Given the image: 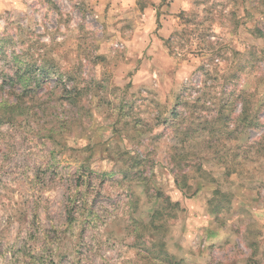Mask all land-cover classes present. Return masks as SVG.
Wrapping results in <instances>:
<instances>
[{"label": "rangeland", "instance_id": "rangeland-1", "mask_svg": "<svg viewBox=\"0 0 264 264\" xmlns=\"http://www.w3.org/2000/svg\"><path fill=\"white\" fill-rule=\"evenodd\" d=\"M45 47L53 56L38 66L33 53ZM57 52L66 63L78 59L75 70L92 77L96 93L109 78L126 81L116 85L131 93L122 97L121 109L131 112L138 104L142 109L134 128L148 118L149 108L169 101L170 114L221 142L206 144L192 130L185 143L193 150L174 156L172 167L141 162L132 174H117L103 159L100 171L85 170L83 164L73 171L72 156L54 149L48 152L53 162L26 178V156L53 143L56 124L61 130L67 126L63 95L46 91L57 86L45 76ZM42 67L46 74L37 84L30 81L35 91L22 97L30 115L0 107V155L8 164H0V225L9 233L15 225L20 236L27 223L46 241L54 237L57 246L62 237L75 235L71 251L62 249L56 264H264V0H0L4 107L20 89L9 77L27 71L33 78ZM89 91L78 96L82 116L93 115L90 104L104 106ZM226 91L232 99L224 123L217 110ZM37 96L40 112L32 111ZM244 104L257 111L258 126L242 125ZM41 119L47 131L34 138L23 133ZM71 145L69 140L74 152ZM160 147L164 150L165 144ZM5 148L16 153L15 163H8L12 157ZM57 155L69 162H55ZM85 171L91 219L76 212ZM174 175L188 187L180 188ZM156 187L179 207L160 205L155 227ZM28 238L36 236L29 232ZM164 251L173 259L163 258ZM34 260L15 242L0 246V264Z\"/></svg>", "mask_w": 264, "mask_h": 264}, {"label": "clouds", "instance_id": "clouds-1", "mask_svg": "<svg viewBox=\"0 0 264 264\" xmlns=\"http://www.w3.org/2000/svg\"><path fill=\"white\" fill-rule=\"evenodd\" d=\"M89 51L90 55H95L94 52ZM33 54L38 57L36 60L38 66H41V59H51L53 56V52L50 51L49 47L36 50ZM55 57V66L47 69V78L55 82L57 86L55 89L49 88L46 91H54L55 96L63 95L62 106L69 114L66 121L67 126L61 130L59 125L56 124L57 135L54 137L53 143L44 152H40L37 149L35 155H32L30 151L26 156V160L29 163L22 169L26 174V178H30V173L34 172L37 167L43 169L53 162L48 156V152L54 149L59 152H67L72 156L73 171H76L81 164L84 165L85 170L91 166L96 171H100L99 161L103 159L106 161V167L114 170L117 174L122 171L132 174L137 170L138 163L141 162L150 164L152 161H156L157 165L164 166L165 170L172 167L174 156L193 150L190 144L185 143L186 137L192 130H196L198 136L206 144L215 145L221 142L219 136H209L203 131L189 128V121H186L183 116L177 119L170 114L169 101H160L157 105L149 108L148 118L141 121L140 127L134 128L133 125L140 117L142 109L139 104L136 110L131 112L127 108L121 109L122 97L130 96L131 93H125L122 87L118 88L116 85L117 83L122 85L126 81L120 77L115 80L109 78L107 82L102 81L103 89L96 93L94 84L90 83L92 77H81L75 70L74 65L78 63V59L72 58L66 63L64 59L60 58L58 52ZM156 71L160 73L162 79L163 73L159 68ZM35 75L39 78V71ZM69 77H72V79H69ZM216 87L218 89L219 85ZM32 88L35 91L34 85ZM22 91V88L18 89L17 94ZM86 91H89V95H96V99L101 100L104 105L96 107L94 104H90L89 107H91L93 113L91 116H82L80 105L77 103L78 96ZM133 91L135 90L133 89ZM216 95L218 96V92ZM157 99L159 100V97ZM230 99L232 98L227 95L226 91L223 102L227 103ZM208 102L215 107L213 99L210 98ZM6 103V100H0V107H3ZM13 103L18 106L17 111L23 108L25 114L30 115L25 101L15 100ZM32 103L34 105L32 111L40 112L42 110V106L36 107L40 105L39 96ZM183 108L182 104L178 105L179 111L183 112ZM237 111H239V108ZM96 113H99L100 117L108 118L100 119L96 117ZM20 119H23V117H20ZM59 119L64 120L65 117H59ZM191 119L194 121L195 116ZM48 127H52V124H49ZM113 128L117 129L116 133L112 132ZM47 130L48 128L44 127V119H41L38 125L26 126L23 129V133L34 138ZM209 131H212V129H209ZM216 131H219V129H216ZM69 140L72 141L71 147L75 149L74 152L68 147ZM169 140L171 141L170 143L168 142ZM84 143L89 146L87 149L84 148ZM161 144H165L164 150L161 149ZM5 152L12 157L8 163H15L16 153L7 148H5ZM55 162L68 163L69 161H61L57 155ZM0 164H5L3 155H0ZM5 166L7 167L8 164H5ZM83 175L85 176V181L82 182L81 187L78 189L81 195L76 198V212L91 219V217H88L90 194L86 190L87 171ZM69 196H71V193H69ZM85 227L87 228L88 225L85 224ZM22 229V234L17 237L15 235L17 231L15 225H13L12 233L7 231L6 226L0 225V246L7 248L15 242L17 246L23 247L25 251L35 256L33 264H56L62 249L71 251L76 243V236L68 235L66 238L62 237V245L57 246L54 237L49 236L46 241L36 235V229L30 227L27 223L22 225ZM29 232L36 236L35 240L28 238ZM48 241H53V243ZM71 259L72 257L70 256Z\"/></svg>", "mask_w": 264, "mask_h": 264}, {"label": "trees", "instance_id": "trees-1", "mask_svg": "<svg viewBox=\"0 0 264 264\" xmlns=\"http://www.w3.org/2000/svg\"><path fill=\"white\" fill-rule=\"evenodd\" d=\"M43 70H45L44 69V67H42V68H40V75H42V74H46V72L44 71L43 72ZM16 74V75H15ZM14 75H15V77H9V80H10V82H12V83H15V82H19V87H20V89L22 88L23 89V91L22 92H19V94H17V96H16V99L15 100H23L22 99V97L24 96V94H25V92L27 91V90H30L32 87H31V83L32 82H34L35 84H37L38 82H39V79L40 78H37V76L34 74V77L32 78L31 77V75L27 72V71H24L22 74H20L19 75V73L17 72V73H15ZM46 77H47V75H45ZM32 78V79H31ZM30 81H32V82H30ZM11 88L12 89H14V87H13V85L11 86ZM18 91V90H17ZM16 91V92H17ZM14 102V101H13ZM10 103L9 105H6L5 107L3 106L2 108H6V109H8L10 112H14V111H17V105L15 104V103ZM227 103H224V104H222V105H219V109L217 110V114H218V118L217 119H219V120H221L224 116H226V110L228 109L227 108ZM23 108H20L19 110H18V112H20L21 110H22ZM174 113H175V110L173 111ZM172 112V113H173ZM173 113V114H174ZM257 111L255 110V111H252L251 109H250V107L249 106H247V105H245L244 104V108H243V111H242V113H241V117H240V120L243 122V126H258L260 123H259V121L258 120H256V119H258V117H257ZM225 118L226 117H224L223 118V121H224V123H226V120H225ZM6 120H8V119H6ZM9 122H11V121H9ZM184 180V179H183ZM174 182L180 187V188H187L188 187V185H187V182H184L183 181V183H180V182H182V181H180V180H178L177 178H176V176L174 175ZM152 198H154L155 200H156V204L158 205V208L156 209H154L153 210V213H152V215H151V222H152V225L153 226H155L156 227V225H155V221L156 220H159L160 219V214H161V209H159V206L161 205V206H163V204H167V205H169L170 207H172V208H178L179 207V203L178 202H171L170 201V197L168 196V195H166L164 192H163V190H161V188H158V187H156L155 189H154V194H153V196H152ZM156 205V206H157ZM217 207V206H216ZM162 209H163V207H162ZM166 209V208H165ZM164 209V210H165ZM171 217H173V215H171ZM162 253V257L164 258H168V257H171V260L173 259V256H171V255H169L167 252H161ZM173 264H178L177 263V261H175Z\"/></svg>", "mask_w": 264, "mask_h": 264}]
</instances>
